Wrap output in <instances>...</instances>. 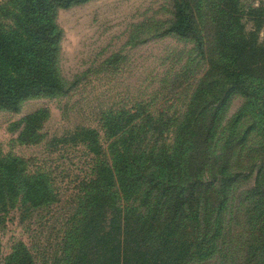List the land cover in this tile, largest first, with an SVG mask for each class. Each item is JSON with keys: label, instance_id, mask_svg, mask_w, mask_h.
Masks as SVG:
<instances>
[{"label": "trees", "instance_id": "obj_1", "mask_svg": "<svg viewBox=\"0 0 264 264\" xmlns=\"http://www.w3.org/2000/svg\"><path fill=\"white\" fill-rule=\"evenodd\" d=\"M91 1L0 2V111L18 112L29 99L67 93L56 16ZM172 2L171 31L200 40L208 72L183 115H154L142 107L110 114L107 148L96 130L72 134L68 141L84 145L88 161L64 227L60 264H205L216 257L221 264H264V4ZM236 93L249 97L254 111L221 129V108ZM48 117L39 110L24 118L19 143L40 144ZM26 165L0 152V231L13 210L27 217L59 202L50 173L31 174ZM251 166L258 168L255 187L234 213L231 204ZM234 221L244 225V236L231 251L225 231ZM0 264L37 263L18 242Z\"/></svg>", "mask_w": 264, "mask_h": 264}, {"label": "rangeland", "instance_id": "obj_2", "mask_svg": "<svg viewBox=\"0 0 264 264\" xmlns=\"http://www.w3.org/2000/svg\"><path fill=\"white\" fill-rule=\"evenodd\" d=\"M245 1L260 5L256 0ZM56 22L63 31L59 72L67 93L29 99L18 112L0 111V152L26 161L31 174L50 173L59 202L27 217L18 209L12 211L0 231L3 263L18 242L27 245L37 264H60L63 259L64 227L77 207L78 183L88 161L87 148L68 141L77 129L96 130L107 148L112 141L106 130L110 114L142 107L154 115H183L209 69L199 50L200 40L181 38L171 31L172 0H94L58 11ZM260 42L264 43V28ZM39 110L49 113L41 131L43 141L21 145L23 119ZM221 110L222 129L254 108L249 97L236 93ZM242 124L243 129L249 126L248 120ZM249 169L250 178L240 185L231 204L234 213L242 196L255 187L258 168ZM227 231L233 251L244 236V225L234 221L227 224ZM221 261L216 257L205 264Z\"/></svg>", "mask_w": 264, "mask_h": 264}, {"label": "crops", "instance_id": "obj_3", "mask_svg": "<svg viewBox=\"0 0 264 264\" xmlns=\"http://www.w3.org/2000/svg\"><path fill=\"white\" fill-rule=\"evenodd\" d=\"M258 4H264V0H256Z\"/></svg>", "mask_w": 264, "mask_h": 264}]
</instances>
